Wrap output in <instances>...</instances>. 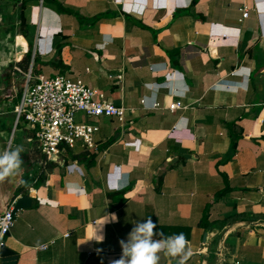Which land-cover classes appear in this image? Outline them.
<instances>
[{
  "label": "crops",
  "instance_id": "1",
  "mask_svg": "<svg viewBox=\"0 0 264 264\" xmlns=\"http://www.w3.org/2000/svg\"><path fill=\"white\" fill-rule=\"evenodd\" d=\"M54 1L0 0V150L21 146L23 160L0 182V215L33 200L6 238L15 264H111L148 217L185 235V264H264V0ZM22 15L35 75L64 74L127 110L125 125L99 120L96 150L47 166L16 126L23 75L4 76Z\"/></svg>",
  "mask_w": 264,
  "mask_h": 264
},
{
  "label": "built area",
  "instance_id": "2",
  "mask_svg": "<svg viewBox=\"0 0 264 264\" xmlns=\"http://www.w3.org/2000/svg\"><path fill=\"white\" fill-rule=\"evenodd\" d=\"M240 11L243 19L249 17L247 6L243 5ZM33 66L31 63L25 73L15 67L24 80L21 101L15 110L16 126L21 123L25 125L32 136L31 141L48 162L65 149L72 150L77 145L96 150L101 118H116L125 125L127 110L110 102L105 94L82 83L72 82L64 74L51 78L37 76ZM220 86L231 89L230 84ZM142 104H145V100H142ZM179 107L177 103L171 105L170 109L175 111ZM14 207L15 204L0 215V248L5 247L6 238L18 219V211L14 212ZM47 247L45 245L42 249Z\"/></svg>",
  "mask_w": 264,
  "mask_h": 264
},
{
  "label": "clouds",
  "instance_id": "3",
  "mask_svg": "<svg viewBox=\"0 0 264 264\" xmlns=\"http://www.w3.org/2000/svg\"><path fill=\"white\" fill-rule=\"evenodd\" d=\"M152 88V85H147ZM22 147L6 148L0 150V182L18 175L22 171ZM115 220V214L112 215ZM157 225L151 217L144 222H137L128 233L127 240H121V257L111 261V264H158V253L164 252L173 258H179L178 264H185L191 254L189 242L183 233L165 237L162 233L154 231ZM160 236V239L154 237ZM98 243L104 237L95 233L94 238Z\"/></svg>",
  "mask_w": 264,
  "mask_h": 264
},
{
  "label": "trees",
  "instance_id": "4",
  "mask_svg": "<svg viewBox=\"0 0 264 264\" xmlns=\"http://www.w3.org/2000/svg\"><path fill=\"white\" fill-rule=\"evenodd\" d=\"M46 2H50V3H54L56 1L54 0H46ZM60 10L63 11V8L61 5H59ZM21 33H22V38H21V44H23V51L19 54V58H18V62H17V67L21 69V71L23 72H27L30 66V63L32 61V56H33V46L32 44L28 41V26L26 24V20L24 18V15L21 16ZM37 64V59H35V66ZM37 70L35 69V72ZM15 66L12 65L8 68V72L5 74V79L7 80L8 84L12 82V79H14L13 77L15 76L16 78H19V76L17 75V73H15ZM20 79V78H19ZM18 79V87L20 90H22L23 88V81ZM29 136H31L29 134ZM32 137V136H31ZM35 147L39 150L38 146L35 145ZM40 151V150H39ZM44 163H46L47 166H52L53 164L50 162H48L46 160V158L44 157ZM50 164V165H49ZM43 178L40 179V181H42ZM205 222V221H204ZM203 223V221H202Z\"/></svg>",
  "mask_w": 264,
  "mask_h": 264
},
{
  "label": "water",
  "instance_id": "5",
  "mask_svg": "<svg viewBox=\"0 0 264 264\" xmlns=\"http://www.w3.org/2000/svg\"><path fill=\"white\" fill-rule=\"evenodd\" d=\"M55 159L56 156L52 158V161H54ZM32 203L33 200L30 197L28 196L21 197L18 199V201L15 204L14 212L19 211L21 209H29L32 207ZM0 256L3 259L4 264H15L17 260L14 253L6 247L0 248Z\"/></svg>",
  "mask_w": 264,
  "mask_h": 264
},
{
  "label": "rangeland",
  "instance_id": "6",
  "mask_svg": "<svg viewBox=\"0 0 264 264\" xmlns=\"http://www.w3.org/2000/svg\"><path fill=\"white\" fill-rule=\"evenodd\" d=\"M23 123H21V127H22ZM25 126V125H24Z\"/></svg>",
  "mask_w": 264,
  "mask_h": 264
}]
</instances>
